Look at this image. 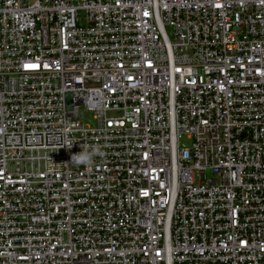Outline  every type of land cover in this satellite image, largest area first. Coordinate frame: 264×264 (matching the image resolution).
<instances>
[{
	"label": "built area",
	"instance_id": "1",
	"mask_svg": "<svg viewBox=\"0 0 264 264\" xmlns=\"http://www.w3.org/2000/svg\"><path fill=\"white\" fill-rule=\"evenodd\" d=\"M0 264H264V0H0Z\"/></svg>",
	"mask_w": 264,
	"mask_h": 264
},
{
	"label": "clouds",
	"instance_id": "2",
	"mask_svg": "<svg viewBox=\"0 0 264 264\" xmlns=\"http://www.w3.org/2000/svg\"><path fill=\"white\" fill-rule=\"evenodd\" d=\"M73 145V142L71 140L65 141L62 147H67L68 149H71ZM98 154V149L92 148L89 150L87 147L82 148V151L78 154H73L71 156V164H75L78 166H85L91 169V166L93 164V158Z\"/></svg>",
	"mask_w": 264,
	"mask_h": 264
},
{
	"label": "rangeland",
	"instance_id": "3",
	"mask_svg": "<svg viewBox=\"0 0 264 264\" xmlns=\"http://www.w3.org/2000/svg\"><path fill=\"white\" fill-rule=\"evenodd\" d=\"M79 119L82 123L89 124L91 126H93L94 122H95V120L93 118V113L87 112L83 109H81L79 112ZM183 142L186 143L187 140L183 139ZM206 174H207V176H210V172H207Z\"/></svg>",
	"mask_w": 264,
	"mask_h": 264
}]
</instances>
